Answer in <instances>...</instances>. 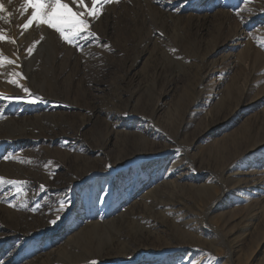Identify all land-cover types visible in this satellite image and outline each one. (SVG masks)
I'll return each instance as SVG.
<instances>
[{
  "label": "rangeland",
  "instance_id": "374dc122",
  "mask_svg": "<svg viewBox=\"0 0 264 264\" xmlns=\"http://www.w3.org/2000/svg\"><path fill=\"white\" fill-rule=\"evenodd\" d=\"M0 2V55L20 65L0 68L20 98L0 99V264H197L178 262L213 256L197 227L213 264L264 262V0H119L82 50ZM239 176L251 215L213 225Z\"/></svg>",
  "mask_w": 264,
  "mask_h": 264
},
{
  "label": "snow or ice",
  "instance_id": "6c2138e0",
  "mask_svg": "<svg viewBox=\"0 0 264 264\" xmlns=\"http://www.w3.org/2000/svg\"><path fill=\"white\" fill-rule=\"evenodd\" d=\"M72 4L76 5L77 9L83 8V11H74L68 3L64 0H23V3L20 8L21 16L24 15L29 9H31V14L28 16L27 21L21 26L24 31H26L30 26H35L37 29L46 27L47 29L53 31L58 35L60 41L67 43L70 46L76 47L78 50H82V46L79 44V40L83 39L88 41L90 38L95 36V33L91 31V23L99 18L101 14L103 5L118 3L119 0H91V7L85 3V0H71ZM8 3L11 4L12 0H8ZM7 14L5 16L4 14ZM12 13L8 11L4 3L0 2V21H5L10 23V18ZM87 17V18H86ZM0 33H3V29H0ZM23 31L21 35H23ZM7 38L0 34V42L5 41ZM44 39L43 36L40 38ZM9 43H15V41L9 40ZM39 41H36L28 49V54L31 55L33 50L36 47V44ZM5 64L14 65L15 62L7 57L0 55V68H3ZM17 68L20 67L19 64H15ZM11 75L24 79L21 72H13ZM9 84H12L16 87H20L17 84L16 80L9 79L7 81ZM22 91L30 98L26 99V103L36 104L44 102L41 97L36 96L30 93V90L27 87H23ZM0 99H20L19 97H3L0 96ZM7 159V157L5 158ZM0 183H4V178L0 177ZM8 184H17L18 181L8 180ZM43 188V185L41 186ZM12 206V205H9ZM63 203L61 208H63ZM59 219V217H57ZM50 223L55 224L56 220H51ZM91 264H96V261H92Z\"/></svg>",
  "mask_w": 264,
  "mask_h": 264
},
{
  "label": "bare ground",
  "instance_id": "6f19581e",
  "mask_svg": "<svg viewBox=\"0 0 264 264\" xmlns=\"http://www.w3.org/2000/svg\"><path fill=\"white\" fill-rule=\"evenodd\" d=\"M140 137H143V136H141V135H139ZM153 146V145H152ZM229 154V153H228ZM218 160V159H217ZM220 167V166H219ZM230 170V169H229ZM255 172V171H254ZM229 173V172H228ZM229 174H231V173H229ZM235 175V174H234ZM241 175V174H240ZM254 176V175H253ZM231 177V176H230ZM258 177V176H257ZM244 178V177H243ZM236 180H234V179H232V182L234 181V183H237L238 184V186H239V189L237 190V192L238 191H240V190H244V193H241V194H239L240 196H237V197H235V199L236 200H234V203L232 204V205H230L227 209H228V211L229 212H225V213H222L221 215H219V216H217V217H215V218H213V225H215V226H218V224L222 221V222H224L223 220H224V218L225 217H227L228 218V216H229V218H230V222H233L234 223V220H235V216H234V212L231 210V208H233V209H235V205H240L241 203L242 204H245L244 205V207H245V211H247V213H246V215L248 216V215H251V212L253 211V210H251V207L253 206H250L251 205V202H252V200H253V198L255 199H257V197L255 196V195H253L252 193V189L253 188H251V187H247L246 185L244 186H240L241 184H239V183H242L243 182V180L241 179V177L239 176V178L238 177H236L235 178ZM253 179V178H252ZM254 179H257V178H254ZM263 179V178H262ZM174 183H179V180L178 179H175L174 181H173ZM254 183V182H253ZM260 184V183H259ZM175 186V184H173L172 182H170L169 183V186ZM210 185V184H209ZM253 186V185H252ZM242 187V188H241ZM206 188V187H205ZM211 191H213V189H216V186L214 185V184H212L211 186H210V188H209ZM208 189V190H209ZM254 190V189H253ZM200 191V190H199ZM215 191V190H214ZM213 191V192H214ZM240 192H242V191H240ZM210 193V192H209ZM247 195H250V197H247ZM231 204V203H230ZM255 206V205H254ZM256 207V206H255ZM168 208V207H167ZM259 207H257V209H258ZM172 210V209H171ZM167 212V211H166ZM255 212V211H254ZM176 213V212H175ZM168 214H169V212H168ZM172 214V213H171ZM224 214V215H223ZM185 216V215H184ZM190 215H186V217H189ZM253 216H255V215H253ZM253 216H252V218H253ZM251 217V216H250ZM226 218V219H227ZM233 218H234V220H233ZM248 219V218H247ZM242 220H243V218H242ZM193 223V222H192ZM222 226V225H221ZM209 227H211V226H209ZM231 231H232V229H230ZM192 232H194L193 234L195 235V236H197V238H196V240L197 241H199L200 243L201 242H203V243H207L208 245H209V247H211V250H212V252H213V256L212 257H215V256H220L221 254H220V252H221V245H220V242H216L215 240H211V241H206L208 238H210V236H209V233H210V231L207 233V230L205 231V230H203V228L202 227H197V228H194V230L192 231ZM212 233V232H211ZM226 233V232H225ZM208 236H207V235ZM213 234V233H212ZM214 235V234H213ZM221 235V234H220ZM225 235V234H224ZM223 235V236H224ZM226 235H227V233H226ZM192 236V235H191ZM236 237H239V236H236ZM234 240H236V238H234ZM195 254H198L197 255V257L195 256V255H193V254H190L188 257H185L184 259H180V260H178V262H180V261H188L189 260V262H192L193 260H195L196 259V261H197V264H211L212 262H213V258L211 257V258H206V257H204V256H201V254H199V253H195ZM251 254V253H250ZM148 257V256H147ZM150 258V257H149ZM245 258H246V256H245ZM206 259H208V262H207V260ZM210 259V260H209ZM247 259H248V257H247ZM212 261V262H211ZM264 261V260H263ZM174 262H175V260H174ZM170 264V263H169ZM213 264V263H212ZM262 264H264V262H262Z\"/></svg>",
  "mask_w": 264,
  "mask_h": 264
}]
</instances>
